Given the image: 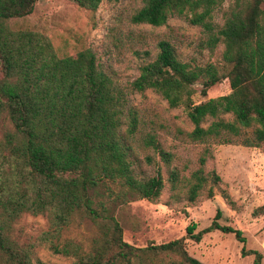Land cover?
<instances>
[{"label": "trees", "instance_id": "1", "mask_svg": "<svg viewBox=\"0 0 264 264\" xmlns=\"http://www.w3.org/2000/svg\"><path fill=\"white\" fill-rule=\"evenodd\" d=\"M35 1L0 0V264H43L33 259L37 246L71 257L72 264H203L187 253L185 239L198 242L215 229L232 233L240 256L252 255L251 264H261L260 253L244 247L239 229L216 221L219 210L195 232V223L187 224L185 237L131 245L123 240L108 203L97 199L96 188L105 182L115 186L111 201L119 204L155 201L163 187L159 169L147 177L133 169L139 163L134 150L150 148L167 169L170 189L184 188L193 201L204 188L207 197L219 189L214 170L202 169L211 157L210 144L263 147L264 153V0H143L130 15L131 23L160 26L170 16L182 17L201 28L209 49L222 45V65H190L177 57L171 42L161 39L156 53L140 60L126 87L100 68L90 49L58 56L43 34L7 26L8 19L31 13ZM71 1L94 11L101 0ZM223 2L227 6L217 24L213 11ZM223 78L228 93L192 100L196 82L205 95ZM147 89L169 107L186 108L192 128L184 135L203 144L199 166L187 177L170 167L172 154L154 133L137 134L138 111L126 92ZM107 191L108 197L111 189ZM218 193L232 206L225 187ZM23 214L43 215L47 226L18 244L9 229ZM75 218L95 228L86 246L62 236Z\"/></svg>", "mask_w": 264, "mask_h": 264}, {"label": "rangeland", "instance_id": "2", "mask_svg": "<svg viewBox=\"0 0 264 264\" xmlns=\"http://www.w3.org/2000/svg\"><path fill=\"white\" fill-rule=\"evenodd\" d=\"M143 4V0H101L94 11L79 8L71 0H36L31 13L10 18V29H27L39 32L50 41L58 56L70 55L81 49H90L100 66L119 86L126 87L136 76L142 58L152 57L156 42L166 39L173 45L177 57L190 64L209 62L221 66L222 45L209 49L204 43L200 27L189 24L184 18L170 16L163 25L133 24L130 15ZM223 2L213 11L215 23L222 22ZM147 51V55H144ZM192 100L198 102L224 95L230 91L223 78L200 94L198 82L193 85ZM129 104L136 107L139 116L137 134L152 132L165 151L172 154L170 167L180 176L187 177L196 169L197 158L203 144L189 141L184 133L192 128L183 106L169 107L164 99L150 89L141 93L128 90ZM136 134V135H137ZM211 157H206L203 172L214 170L219 176V189L225 187L233 201L226 203L216 189L211 197L202 189L193 201H188L184 188L171 190L166 179L167 169L150 149H135L139 163L134 171L142 177L155 173L158 168L163 187L155 201L136 199L124 204L111 201L115 186L108 182L97 188V199L108 203L110 212L118 220L122 238L134 246L155 244L185 237V226L195 223L194 232L207 226L216 210L217 222L239 229L245 238L244 247L255 249L264 264V153L263 147H245L240 144H210ZM149 156V161L143 159ZM209 184V183H208ZM111 193L107 197V189ZM100 195V196H99ZM262 207V209H261ZM256 209V215L252 211ZM47 226L43 215L23 214L10 226L9 235L18 244L32 240ZM94 226L75 218L62 231L86 246L94 234ZM187 253L203 264H251L252 255L240 256V243L232 233L217 229L203 234L198 242L185 239ZM33 259L43 264H72V258L50 252L43 246L33 249Z\"/></svg>", "mask_w": 264, "mask_h": 264}]
</instances>
